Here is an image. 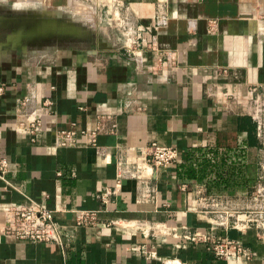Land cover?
Here are the masks:
<instances>
[{
	"label": "crops",
	"instance_id": "crops-1",
	"mask_svg": "<svg viewBox=\"0 0 264 264\" xmlns=\"http://www.w3.org/2000/svg\"><path fill=\"white\" fill-rule=\"evenodd\" d=\"M0 86V264H264L256 229L224 225L264 189V0H0ZM29 111L44 115L36 135ZM62 130L73 145L56 146ZM153 142L178 162L102 203L118 163ZM25 196L73 236L64 255L3 232ZM76 211L97 212L74 229ZM188 231L239 240L253 259H218Z\"/></svg>",
	"mask_w": 264,
	"mask_h": 264
},
{
	"label": "built area",
	"instance_id": "built-area-1",
	"mask_svg": "<svg viewBox=\"0 0 264 264\" xmlns=\"http://www.w3.org/2000/svg\"><path fill=\"white\" fill-rule=\"evenodd\" d=\"M90 1V0H82ZM116 7H113L114 13L117 14ZM111 9L110 11H112ZM166 14L163 8L158 6L153 27L157 28L166 22ZM126 34H131V28L126 27ZM149 29V28H148ZM135 33V32H133ZM139 38V35H138ZM3 92V87L0 86V94ZM19 111L27 106L25 99L18 101ZM48 102V101H46ZM18 111V110H17ZM30 113V111H29ZM31 115V116H30ZM27 118L29 133L36 135L41 130L43 116L41 113H30ZM74 130L58 131L56 133L55 144L59 148H65L74 143ZM257 137L261 145H264V123L258 121ZM91 143H95V134L90 135ZM34 141V140H33ZM178 151L173 146L160 145L151 143L141 157L133 161L125 160L118 163L120 174L116 177L114 188L105 189L103 193L97 196L102 203H106L108 195L118 192L121 188L122 180L125 179H144L152 174V170L167 168L175 165L178 162ZM9 163L5 158H0V182H3L6 187H11L8 183ZM254 205L241 212L225 214V227L230 226L228 219L233 217L232 226L238 231H243L247 228L256 229L260 237L264 240V189L257 187L252 196ZM97 211H76V223L73 228L92 222ZM5 226L3 232L18 241H29L32 243H52L59 247L64 255L70 245L72 235L70 236L65 229H60L54 222V211L43 207L38 201L26 197L23 203L10 205L4 210ZM174 231V230H171ZM175 235V234H174ZM183 239L192 243H202L206 245V249L218 259H233L237 263H246L253 259L254 253L245 245L236 239H230L222 236L219 239H212L206 234L198 231H188L183 234Z\"/></svg>",
	"mask_w": 264,
	"mask_h": 264
},
{
	"label": "rangeland",
	"instance_id": "rangeland-1",
	"mask_svg": "<svg viewBox=\"0 0 264 264\" xmlns=\"http://www.w3.org/2000/svg\"><path fill=\"white\" fill-rule=\"evenodd\" d=\"M92 7H94V6H92ZM95 19H96V17L94 15H92V13L90 12L88 15V23L91 25L93 22H95ZM73 27H75V25H73ZM73 30L76 31L75 28H73Z\"/></svg>",
	"mask_w": 264,
	"mask_h": 264
}]
</instances>
